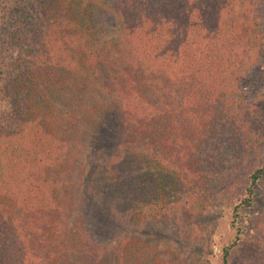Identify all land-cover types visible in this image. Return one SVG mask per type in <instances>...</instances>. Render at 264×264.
<instances>
[{
    "label": "trees",
    "instance_id": "1",
    "mask_svg": "<svg viewBox=\"0 0 264 264\" xmlns=\"http://www.w3.org/2000/svg\"><path fill=\"white\" fill-rule=\"evenodd\" d=\"M251 4L0 0V264H209L220 209L214 264H264V214L239 226L264 188V102H238ZM106 114L115 141L92 155ZM93 215L119 234L98 240Z\"/></svg>",
    "mask_w": 264,
    "mask_h": 264
},
{
    "label": "rangeland",
    "instance_id": "2",
    "mask_svg": "<svg viewBox=\"0 0 264 264\" xmlns=\"http://www.w3.org/2000/svg\"><path fill=\"white\" fill-rule=\"evenodd\" d=\"M252 2L254 15L257 17L256 31L259 32L258 44L259 47L251 49L252 55L244 62H249V65H243L246 69L243 76L238 82V95L240 103H250L256 99H260L264 102V0H249ZM261 35L263 39H261ZM248 60V61H247ZM85 145L88 147L90 154L94 155V152L100 147L103 148L105 153L115 141L116 124L114 120L107 114L101 116L94 123L88 124L85 128ZM93 132L97 134V141L95 144L89 141V138ZM94 138V139H95ZM105 148V149H104ZM107 149V150H106ZM91 202V211H95L97 208L96 201L92 198H88ZM244 217L239 220V226L243 227L245 233L251 232L250 225L254 223L256 219H260L264 214V188L258 184L253 187V196L250 207L244 212ZM92 222L93 233L98 240L107 242L113 237L119 234L120 227L111 221L107 216L93 215ZM230 212L227 209L218 210L217 217L214 221V227L208 238L209 264H214L216 260V254L221 244L231 237L232 231L229 228ZM157 231L154 228H148L146 234L155 235ZM252 233V232H251Z\"/></svg>",
    "mask_w": 264,
    "mask_h": 264
}]
</instances>
